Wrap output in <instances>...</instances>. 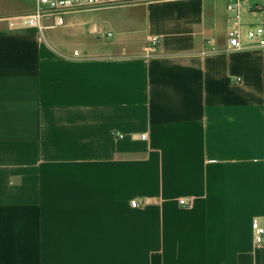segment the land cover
<instances>
[{"label": "crops", "instance_id": "crops-1", "mask_svg": "<svg viewBox=\"0 0 264 264\" xmlns=\"http://www.w3.org/2000/svg\"><path fill=\"white\" fill-rule=\"evenodd\" d=\"M227 5L212 28L205 0H161L39 32L35 0H0V264H264V49H227Z\"/></svg>", "mask_w": 264, "mask_h": 264}, {"label": "built area", "instance_id": "built-area-1", "mask_svg": "<svg viewBox=\"0 0 264 264\" xmlns=\"http://www.w3.org/2000/svg\"><path fill=\"white\" fill-rule=\"evenodd\" d=\"M161 0H35L33 11L19 18L21 24L27 28L37 29L43 32L47 29L45 21L52 20L54 27H62L65 24L64 16L86 8H112L142 4L146 2ZM257 0H234L227 5V22L230 29L227 33L226 45L229 51H242L252 49H264V3ZM248 5L247 14L252 17L249 22H244L242 12L244 5ZM112 34H105L104 37H111ZM159 45L158 37H151L148 40V47L145 48L147 56L155 53ZM77 54V53H76ZM145 139V136H142ZM178 203L183 207H189V199H180ZM133 208L140 204L137 200L131 203ZM255 243L264 244V227L255 222Z\"/></svg>", "mask_w": 264, "mask_h": 264}, {"label": "rangeland", "instance_id": "rangeland-1", "mask_svg": "<svg viewBox=\"0 0 264 264\" xmlns=\"http://www.w3.org/2000/svg\"><path fill=\"white\" fill-rule=\"evenodd\" d=\"M234 0H205V6L206 9L208 10V15H207V26H210L211 28L214 27L216 24L220 26L225 25V5L226 3L233 2ZM257 3L263 4L264 0H257ZM204 6V5H203ZM201 10V9H200ZM203 10V9H202ZM201 10V14L203 11ZM102 39L104 41L106 40H112V37H106L102 36ZM220 42H224L225 38L220 37L219 39Z\"/></svg>", "mask_w": 264, "mask_h": 264}]
</instances>
